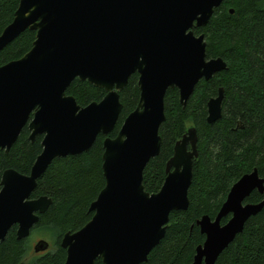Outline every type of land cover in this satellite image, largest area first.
<instances>
[{
    "label": "water",
    "instance_id": "95a60500",
    "mask_svg": "<svg viewBox=\"0 0 264 264\" xmlns=\"http://www.w3.org/2000/svg\"><path fill=\"white\" fill-rule=\"evenodd\" d=\"M224 0H21L13 21L0 35V51L26 30L36 31L32 49L0 67V150L10 151L27 126L29 139L43 136L42 152L29 175L4 171L0 190V243L17 226L18 240L30 237L52 199H31L37 181L58 158L87 153L99 135L103 143L105 187L91 204L92 219L68 232L61 247L64 264H142L166 234L171 213L189 208L198 136L191 127L174 147L158 193L145 191L147 164L160 154V127L166 120L168 90L179 91L183 107L196 85L227 70L222 58H207L206 27ZM233 13V10H231ZM139 76L140 101L111 138L123 105L120 93ZM79 79L105 90L100 102L80 106L67 95ZM224 89L207 103L209 124L222 117ZM258 170L231 188L214 220L197 226L206 237L192 264H215L247 221L264 209ZM231 215L226 224L222 220ZM50 244L39 241L42 253Z\"/></svg>",
    "mask_w": 264,
    "mask_h": 264
},
{
    "label": "trees",
    "instance_id": "16d2710c",
    "mask_svg": "<svg viewBox=\"0 0 264 264\" xmlns=\"http://www.w3.org/2000/svg\"><path fill=\"white\" fill-rule=\"evenodd\" d=\"M21 0H0V35L13 21ZM233 10V13H231ZM205 35L207 58H222L227 70L209 81L201 80L185 107L179 91L168 90L165 97L166 120L159 130L160 154L146 166L143 185L146 192L158 193L166 178V166L174 155L175 144L191 127L198 136V158L193 164V181L189 189V208L175 211L164 238L142 264H192L197 248L206 237L197 222L203 216L216 218L232 186L245 174L258 170L264 178V0H224L206 27L195 29ZM36 31L26 30L0 51V67L21 59L33 46ZM139 76L133 75L120 93L122 113L114 131L115 138L125 119L140 101ZM224 89L221 119L209 124L208 101ZM77 103L86 107L100 102L105 90L76 79L67 90ZM26 126L10 151L0 150V190L2 175L14 169L29 175L42 152L43 136L30 139ZM99 135L93 147L76 156L55 159L37 181L32 198L47 196L52 205L39 215L30 237L18 240L17 226L0 243V264H64L67 251L61 247L66 233H74L93 217L91 204L105 187L103 143ZM264 194L255 191L245 203L256 204ZM231 215L222 220L226 224ZM34 232L51 240L42 253L32 252ZM35 234V233H34ZM49 242V241H48ZM96 264H102L100 259ZM215 264H264V209L251 217L243 232L219 256Z\"/></svg>",
    "mask_w": 264,
    "mask_h": 264
},
{
    "label": "rangeland",
    "instance_id": "374dc122",
    "mask_svg": "<svg viewBox=\"0 0 264 264\" xmlns=\"http://www.w3.org/2000/svg\"><path fill=\"white\" fill-rule=\"evenodd\" d=\"M35 233V234H34ZM32 237H31V243H30V247H31V250L32 252H34V247L35 245L41 241V240H44V238H41L38 234H36L37 232H34ZM44 241L48 242L49 244L52 243L50 239H48V241L45 239Z\"/></svg>",
    "mask_w": 264,
    "mask_h": 264
},
{
    "label": "flooded vegetation",
    "instance_id": "af4514ba",
    "mask_svg": "<svg viewBox=\"0 0 264 264\" xmlns=\"http://www.w3.org/2000/svg\"><path fill=\"white\" fill-rule=\"evenodd\" d=\"M31 199H33L32 196H31ZM37 199H38V198H37Z\"/></svg>",
    "mask_w": 264,
    "mask_h": 264
}]
</instances>
